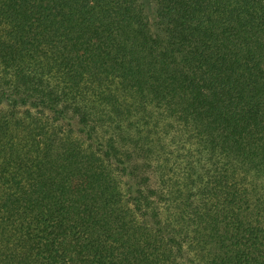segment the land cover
I'll use <instances>...</instances> for the list:
<instances>
[{
	"label": "trees",
	"instance_id": "1",
	"mask_svg": "<svg viewBox=\"0 0 264 264\" xmlns=\"http://www.w3.org/2000/svg\"><path fill=\"white\" fill-rule=\"evenodd\" d=\"M0 264H264V0H0Z\"/></svg>",
	"mask_w": 264,
	"mask_h": 264
}]
</instances>
